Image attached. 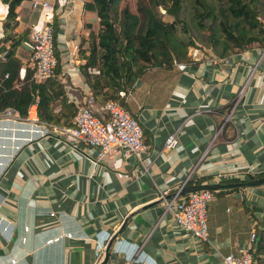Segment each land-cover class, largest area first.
Wrapping results in <instances>:
<instances>
[{
  "label": "crops",
  "instance_id": "obj_1",
  "mask_svg": "<svg viewBox=\"0 0 264 264\" xmlns=\"http://www.w3.org/2000/svg\"><path fill=\"white\" fill-rule=\"evenodd\" d=\"M48 1L67 96L82 102L91 94L81 77V51L98 32V18L86 9L89 0ZM7 11L0 0V38ZM43 23V11L33 10L31 0L17 7L15 31ZM261 48L217 57L190 48L188 62L149 69L138 79L123 97L143 129V165L128 157L93 166L57 133L26 144L35 135L31 126L16 111L14 119L0 115V264H100L126 218L107 264L133 258L138 264H222L221 257L237 255L254 230L257 245L264 232V184L214 194L208 241L198 242L159 215L160 194L180 186L193 169L187 185L264 175V66L250 74ZM15 52L26 63L28 40ZM174 131L179 145L164 148ZM54 209L56 217L49 216ZM256 260L264 264V253Z\"/></svg>",
  "mask_w": 264,
  "mask_h": 264
},
{
  "label": "trees",
  "instance_id": "obj_2",
  "mask_svg": "<svg viewBox=\"0 0 264 264\" xmlns=\"http://www.w3.org/2000/svg\"><path fill=\"white\" fill-rule=\"evenodd\" d=\"M1 1L8 11L0 38V112L11 108L25 117L35 105L39 123L72 127L76 104L68 98L63 82L62 60L55 47V16L57 66L50 78L37 81L28 60L24 63L15 54L16 47L28 40V31H15L17 7L23 0ZM118 1L89 0L85 5L96 14L99 29L96 34L91 32L88 48L81 51L85 62L80 69L97 105L115 100L127 109L121 91L129 92L149 69L170 70L176 62H188L190 48L217 57L264 46V0H149L148 4L138 0L136 11L141 20L134 19L125 6L121 29L112 14ZM164 14L171 20H164ZM5 42H10L8 48ZM260 253H264V232L254 254L258 257Z\"/></svg>",
  "mask_w": 264,
  "mask_h": 264
},
{
  "label": "built area",
  "instance_id": "obj_3",
  "mask_svg": "<svg viewBox=\"0 0 264 264\" xmlns=\"http://www.w3.org/2000/svg\"><path fill=\"white\" fill-rule=\"evenodd\" d=\"M31 8L43 11L44 23L41 26L32 24L28 27V43L31 48L28 67L33 71L34 79L43 81L54 74L57 66L53 37V5L48 0H32ZM262 23L264 26V20ZM211 60L219 61L216 58ZM261 66H264V46L259 50L250 74L252 75L257 67ZM126 94L123 91L120 92L121 96H126ZM75 104L76 113L73 118V126L64 129L39 123L36 106L31 105L27 115L22 118L31 126L30 131L35 135L28 138L26 144L57 133L63 141L70 144L72 150L81 152L93 166H98L104 158L118 160L128 157L144 164L147 146L143 141V129L138 119L125 107L115 100H108L97 106L91 95L82 102H75ZM14 112L15 110L7 108L1 111L0 115L13 116L14 119ZM229 115L226 116L225 122L229 121ZM217 132L214 133V137ZM178 145L179 141L175 131L165 137L164 148L173 149ZM15 148L19 149L20 146ZM193 170L172 192L165 190L160 194L162 207L159 218L169 216L173 220L174 227L188 232L198 242H204L208 241L207 208L213 200L215 192L199 190L182 194V189L192 178ZM57 212V209H54L50 210L48 214L51 217H56ZM67 236L71 237V234ZM256 236L255 230L252 231L248 243L240 249L237 255L228 254L221 257L222 264H258L254 254ZM59 237H55V239L57 240ZM127 264L138 263L133 258Z\"/></svg>",
  "mask_w": 264,
  "mask_h": 264
},
{
  "label": "water",
  "instance_id": "obj_4",
  "mask_svg": "<svg viewBox=\"0 0 264 264\" xmlns=\"http://www.w3.org/2000/svg\"><path fill=\"white\" fill-rule=\"evenodd\" d=\"M262 184H264V175L259 176L253 180L246 181V182H235V183H225V184L220 183V182L219 183H208V184H190V185L185 186L182 189V194L187 193V192L199 191V190H210V191L218 192L223 189L255 187V186H260ZM127 220L128 218H126V220L123 222L117 234L123 231ZM117 234L113 235L112 238L110 239L106 247V250H105L104 259L100 262V264L108 263L109 257H110L109 249H110L113 239L115 238Z\"/></svg>",
  "mask_w": 264,
  "mask_h": 264
},
{
  "label": "rangeland",
  "instance_id": "obj_5",
  "mask_svg": "<svg viewBox=\"0 0 264 264\" xmlns=\"http://www.w3.org/2000/svg\"><path fill=\"white\" fill-rule=\"evenodd\" d=\"M138 0H119L112 8V14L113 18L115 19L116 25L118 29H121L122 21H123V8L126 6L128 7L129 11L131 12V15H134V19H137L138 21L141 20L140 14L136 11V3ZM146 4L149 3V0H143ZM164 13V10H162ZM164 20H171V17L167 14L163 15Z\"/></svg>",
  "mask_w": 264,
  "mask_h": 264
}]
</instances>
